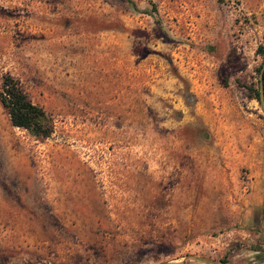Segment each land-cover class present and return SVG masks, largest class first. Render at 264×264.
Wrapping results in <instances>:
<instances>
[{
    "label": "rangeland",
    "instance_id": "obj_1",
    "mask_svg": "<svg viewBox=\"0 0 264 264\" xmlns=\"http://www.w3.org/2000/svg\"><path fill=\"white\" fill-rule=\"evenodd\" d=\"M131 2L0 0V264H264V0Z\"/></svg>",
    "mask_w": 264,
    "mask_h": 264
},
{
    "label": "trees",
    "instance_id": "obj_2",
    "mask_svg": "<svg viewBox=\"0 0 264 264\" xmlns=\"http://www.w3.org/2000/svg\"><path fill=\"white\" fill-rule=\"evenodd\" d=\"M127 4H132L131 0H125ZM254 53L261 57L257 66L256 86H245L250 91V95L259 104L260 94L264 106V32L262 41L255 49ZM0 104L8 115L9 122L12 126L25 130L28 134L37 138L48 137L53 130V123L47 112L39 105L34 104L27 97L25 92L20 88L18 80L8 73L1 76L0 80ZM252 252L264 254V250L252 249ZM225 262L226 260H222Z\"/></svg>",
    "mask_w": 264,
    "mask_h": 264
},
{
    "label": "crops",
    "instance_id": "obj_3",
    "mask_svg": "<svg viewBox=\"0 0 264 264\" xmlns=\"http://www.w3.org/2000/svg\"><path fill=\"white\" fill-rule=\"evenodd\" d=\"M259 182H260V180H257V182L254 183L255 186H258V185H259ZM257 193H258V191H257L254 195L256 196ZM255 196H253L252 200H249V201H250L249 203L253 204L254 201H256V200L258 199V196H257V197H255ZM257 201H258V200H257ZM246 212H247V210L245 209V210H244V216H243V219H242V220H246V219H247Z\"/></svg>",
    "mask_w": 264,
    "mask_h": 264
},
{
    "label": "water",
    "instance_id": "obj_4",
    "mask_svg": "<svg viewBox=\"0 0 264 264\" xmlns=\"http://www.w3.org/2000/svg\"><path fill=\"white\" fill-rule=\"evenodd\" d=\"M260 103H261V106H262V108H263V110H264L263 99H262V95H261V94H260Z\"/></svg>",
    "mask_w": 264,
    "mask_h": 264
}]
</instances>
